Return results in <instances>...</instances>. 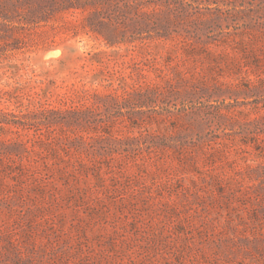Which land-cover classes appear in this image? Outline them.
<instances>
[{
    "label": "rangeland",
    "instance_id": "rangeland-1",
    "mask_svg": "<svg viewBox=\"0 0 264 264\" xmlns=\"http://www.w3.org/2000/svg\"><path fill=\"white\" fill-rule=\"evenodd\" d=\"M160 8L172 11V38L133 49L106 50L51 21L19 31L23 48L1 63L11 40H0V112L14 109L7 92L27 104L39 80L48 92L58 89L48 81L84 75L88 51H105L143 95L142 107L102 110L123 119L104 123L93 153L82 149L99 164L80 173L33 130L0 128L1 144L26 142L32 177L45 175L0 180V264H264V0Z\"/></svg>",
    "mask_w": 264,
    "mask_h": 264
},
{
    "label": "trees",
    "instance_id": "trees-1",
    "mask_svg": "<svg viewBox=\"0 0 264 264\" xmlns=\"http://www.w3.org/2000/svg\"><path fill=\"white\" fill-rule=\"evenodd\" d=\"M161 5L163 0H0V40L6 43L11 40L1 46V63L7 61L6 55L2 57L3 52L20 51L23 48V40L16 36L19 31L51 21L70 30L73 36L92 38L106 50L120 49L122 46L133 49L150 40L171 39L169 29L174 22L172 11L161 9ZM14 21L18 25H13ZM48 50L45 48L42 52ZM105 53L88 51L83 57L84 63L80 65L84 75L72 72L73 81L69 83L62 81V85L56 86L53 81H48L58 88L56 91L47 92L45 81L39 80L36 82L39 84L38 90H34L30 99H26L27 104L20 97H12L7 92L6 96L9 97L3 99L13 104L14 109L8 112L1 110L0 128L11 126L33 130V143L53 152L73 173H80L90 165L98 168L97 156L84 154L82 149L93 153L89 149L100 139L101 132L98 130L102 129L105 122L114 123L123 119V115L115 120L102 118V110L112 106L126 107L133 102L142 107L140 100L143 96L137 95L134 84L125 86L120 82H124V77L118 65L110 66L101 61L100 55ZM64 55L62 51L57 61L61 62ZM119 73L121 75L116 77ZM99 87L103 90H99ZM56 129H67L72 136L64 132L59 139ZM91 130L94 135H90ZM255 144L260 145L261 141H255ZM0 145L4 150L1 152L0 149V180L11 177L17 182L21 177L27 180L33 178L30 160L27 159V165L22 163L31 152L26 142L7 141L1 144L0 141ZM69 154L73 156V162L69 160ZM107 166L111 168V164ZM38 176L32 180L42 183L45 175L39 172Z\"/></svg>",
    "mask_w": 264,
    "mask_h": 264
}]
</instances>
